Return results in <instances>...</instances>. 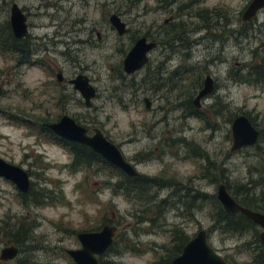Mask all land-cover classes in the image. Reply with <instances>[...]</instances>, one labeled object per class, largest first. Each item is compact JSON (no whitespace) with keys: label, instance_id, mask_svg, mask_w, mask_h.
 I'll return each instance as SVG.
<instances>
[{"label":"rangeland","instance_id":"rangeland-1","mask_svg":"<svg viewBox=\"0 0 264 264\" xmlns=\"http://www.w3.org/2000/svg\"><path fill=\"white\" fill-rule=\"evenodd\" d=\"M13 2L28 15V32L38 55L35 61L43 66L16 67L0 55V158L28 172L32 190L46 191L45 204L22 203L16 186L0 178V251L15 246L6 236L9 232L21 227L30 234L18 257L7 263L23 259L29 264H74L65 250L80 248L77 233L98 231L108 222L117 227L114 252L100 257L108 264H170L174 259L170 253L179 243L175 239L189 241L200 229L229 264H253L259 228L255 225L234 236L214 229L216 208L204 198L216 196V177L224 171L232 196L245 198L247 191L252 197L247 204L264 213V85L242 78L247 67L264 58V8L244 29L240 14L250 0H205V6H217L234 16L232 27L243 29L248 37L242 34L238 40L235 34L224 47L205 39L194 48L187 73L173 81L168 74L152 80L147 68L136 74H126L122 68L137 40L158 26L161 33L165 30L168 13L154 10L155 0H0V23L9 20ZM113 13L129 28L122 36L109 20ZM177 57L171 60V70L180 67ZM153 58L156 65L163 56L157 51ZM44 67L53 71L58 67L66 80L87 77L97 93L91 106H85L79 92L67 83L55 87L54 74L49 76ZM206 74L217 87L201 101L208 107L202 110V120L189 115L192 108L181 103L194 99L198 88L194 86ZM143 98L152 101L150 110ZM63 115L92 135L100 130L127 161H135L143 152L149 159L140 172L154 179L177 175L184 181L195 173L194 164L201 158H191L188 148L177 145L175 138L183 134L188 143H197L203 166L206 154L214 167L211 180L204 177L198 184L200 210L183 220L163 203L170 189L152 188L147 195L153 200L140 201L134 194L127 197L106 186L109 175L100 166L74 171L68 151L40 129ZM239 115H248L262 133L255 146L231 152V124ZM245 243H251V249Z\"/></svg>","mask_w":264,"mask_h":264},{"label":"water","instance_id":"water-1","mask_svg":"<svg viewBox=\"0 0 264 264\" xmlns=\"http://www.w3.org/2000/svg\"><path fill=\"white\" fill-rule=\"evenodd\" d=\"M262 8H264V0H251L242 14V19L251 20L256 12ZM109 18L111 24L116 27L119 36L126 33L127 26L117 14L113 13ZM26 20L27 17L19 5L13 3L10 7L9 21L17 39L27 36L28 25ZM152 47L153 45L148 43L145 37L137 40L123 61L124 72L126 74H134L142 69L148 62V53ZM58 79L61 80V75H59ZM70 83L75 90L81 93L85 106L90 107L91 100L96 96V91L91 86L88 78L79 75ZM212 90L213 82L208 76L204 89L199 93L195 102L209 95ZM145 102L146 108H149L148 100L146 99ZM47 128L61 139L88 147L123 174L129 177L137 176L135 168L125 160L118 146L108 140L100 130L96 129L93 135H89L86 128L77 124L69 116H63L58 122L49 124ZM259 135L258 130L252 125L248 117L245 115L237 116L231 124V152L255 145L258 142ZM0 178L12 182L22 194H27L31 190L29 174L22 168L6 162L2 158H0ZM216 197L225 212L233 215L241 214L257 225L261 229L259 242L264 245V214L253 212L236 203L223 184L217 188ZM116 233L117 227L110 224L103 225L98 231L77 233L76 238L80 248L65 250V252L74 264H99V258L112 247ZM18 255L19 249L16 246L5 247L0 251V261H12ZM170 264L229 263L209 245L207 233L200 230Z\"/></svg>","mask_w":264,"mask_h":264},{"label":"flooded vegetation","instance_id":"flooded-vegetation-1","mask_svg":"<svg viewBox=\"0 0 264 264\" xmlns=\"http://www.w3.org/2000/svg\"><path fill=\"white\" fill-rule=\"evenodd\" d=\"M204 1L205 0H155L157 4L154 10L160 13L164 11L168 13V15L165 16L163 20L164 21L163 25L165 26V30H163V33H161L162 29L159 26L157 27V30L155 32L146 33L147 42L153 45L151 51L148 53V62L143 67L145 69L147 68V70L148 71L150 70L152 73L151 75L148 76V78L150 79L152 78V80H157L161 76L168 74V77L170 78L171 76V79L174 81L182 77L184 75L183 72L187 73L188 71L187 63H188V60H191L194 54V48L197 49L198 46L202 45L205 39L212 38L215 41L220 42L224 47V45L228 43L230 37H233L235 39V34H238V40L240 39V36H242V34H245V36L248 37V33L247 32L245 33L243 29L235 30V28L232 27L231 23L234 22L233 21L234 16L232 15L228 16L226 14V11L224 12V10H219L222 8H219L217 6H215L214 8L205 6ZM246 7L244 8V10L246 9ZM21 10L25 13V15L27 14L24 8H21ZM244 10L240 14L241 15L240 19H241L242 24H244L242 28L244 27V29H247L248 25L252 24V22H254V20L258 17V13L261 9L256 12V14L252 17L251 20L242 19V14ZM26 17H27V20H26L27 25L29 28L28 15H26ZM9 18H10V15H9ZM11 30H12V27H11ZM128 31H129V28L127 27L126 33ZM204 32H206L205 36H204ZM12 33H13V30H12ZM19 40H23L22 47L25 48V50L29 52V62L25 64V63L15 61L14 63L18 65L16 67H19L22 65L30 66V67L43 66V64L40 61H35L37 60L38 55L36 54V49H34V46L32 43L33 39L30 36L29 32L27 33L26 37L21 38ZM157 51H159V53L163 56V59L158 61V63L154 65L153 56L156 54ZM222 56H223V51L221 50V57ZM174 57H177V60H179L180 67L179 68L176 67L177 69L175 68L174 70L173 69L171 70V60ZM259 61L255 62V64L259 63ZM122 68H123V62H122ZM247 68L249 69V67ZM44 71L46 73H49L48 74L49 76L54 74V77L56 80L55 87H58V86L60 87V85L62 86L63 84L67 83L69 86H72V88L74 89V86L70 82L74 80L77 76H79L77 75L73 79L66 80L61 70L58 69V67L55 68V71H53L52 69L48 67H44ZM137 72H135L134 74H136ZM59 75H61V80L58 79ZM208 76L211 78L213 82L212 92L215 91L217 87V83L210 75L206 74L205 77L202 80H200V82H198L196 86H194V87H198L196 91L197 93L194 99L186 100L184 104L183 102L181 103L182 106L187 105L188 106L187 108L189 109L192 108L191 111L189 112V115H195L197 118L202 119V120L204 117V113L202 112V110L208 107H205L204 105H202L203 102L201 101L205 99L207 96L203 97L198 102H195V99L197 98L199 93L204 89L205 81ZM52 80H53V76H52ZM173 86L176 87L177 85L173 83ZM167 87H169L170 91L172 90L169 85ZM79 94L81 95L80 92ZM146 99L149 102V108H146V102H145ZM142 101L144 103L145 109L150 110L152 106V101L148 98H143ZM183 112L184 113L182 115V118L186 119L187 112L185 109ZM63 116H68V115H63ZM63 116L57 119L56 122H58ZM44 121L46 122L47 119H44ZM56 122L46 123V126H48L49 124L56 123ZM258 132L260 134L258 138V141H259L261 137V132L260 130H258ZM88 134L92 135L89 132V130H88ZM176 139H177V142H176L177 145L179 146L184 145L185 147L188 148L187 150L189 151V155L191 156V158L196 159V161L197 159L201 158L200 162L198 161L194 164L195 173L193 172L191 175L187 176L184 179V181L182 178L177 177V175H172L170 177H164V178L158 177L157 181L147 180V178H151V179H154V178H152L151 176L147 174H143L142 172H140L141 164L144 163L145 160L149 159L145 157L143 154H141L143 152H141L140 154L136 156L135 161H128V162L132 164V166L135 168L137 172V176H134V177L138 179L137 181L138 184H144V183L154 184L155 183L154 185H150L149 188L170 189L171 192L168 194L166 199L163 200V203L166 206L170 207L172 210H174L175 216L183 220H186L188 217L193 218V216H195L197 211L200 210L199 203L202 200V191L200 190L198 184H199V181H203V178H204L203 176L204 175L203 173L204 172L203 170V151H202V147L198 146L197 143L196 144L188 143L187 142L188 138L183 134L177 136L175 140ZM244 148H247V147H244ZM226 172L227 170H225V173ZM225 176L226 174H224V171H222V173L216 177L217 186L219 187L221 184L225 185L229 195L235 200L236 203H238L239 205L253 212L262 213L257 210H254L252 206L246 207L247 201H249L252 197L247 196V198H243L241 195L239 196V198H237V196L235 195L237 199L233 197L232 194L229 192L228 185L226 184L227 179L225 178ZM260 232H261V229L259 228V233Z\"/></svg>","mask_w":264,"mask_h":264},{"label":"trees","instance_id":"trees-1","mask_svg":"<svg viewBox=\"0 0 264 264\" xmlns=\"http://www.w3.org/2000/svg\"><path fill=\"white\" fill-rule=\"evenodd\" d=\"M23 40L17 39L12 33L11 26L9 20H4L0 23V55L6 59L17 61L21 63L29 62V52L22 47ZM242 76V75H241ZM246 77H251L253 81L256 83L264 85V58L259 61L257 64H252L247 74L242 78L246 79ZM243 79V80H244ZM245 82V81H244ZM233 121V120H232ZM40 129L43 130V133L47 136L51 142L57 144L58 146L66 149L68 153L72 157L71 168L75 170H94L96 167H101L100 171L103 173L108 172L109 178L105 181L106 186H110L115 193H123L127 196L138 198L140 201H150L153 200L154 196L149 197L147 194L151 191L152 188H149L150 185L154 184H138V179L135 177H129L123 174L119 169L114 166H111L104 159H102L99 155L94 153L91 149L86 146L79 145L76 143L68 142L64 139H61L54 135L52 131L45 128L44 125H40ZM207 164L203 166L204 177L209 178L211 180V174L214 171L213 164L209 161V158L204 154ZM29 174V173H28ZM211 175V176H210ZM210 176V177H209ZM113 180V182H112ZM149 181H157V179L147 178ZM138 184V185H137ZM45 191L40 190L34 191L31 190L27 194H20V199L22 203L34 201L33 204H45ZM34 198V199H33ZM135 198V199H136ZM245 198H247V191H245ZM204 200L211 201L212 205L216 208V214L213 213V228L220 230L224 234L229 235H243L245 232L253 230L255 228V224L248 220L245 216L232 215L225 212L218 202L216 196H211L209 198H204ZM246 205V204H245ZM246 207H249L247 204ZM104 224H110L108 222H104ZM12 232V233H11ZM9 232L6 236L10 238V241L19 248L26 245V242L29 240L28 230L23 231L20 227L15 231ZM256 232V230H255ZM178 243L177 249L170 253L171 257H177L183 247L190 241H187L185 238L175 239ZM187 241V242H186ZM254 243H259L255 241ZM114 244V243H113ZM251 243H245L244 247H249L251 249ZM259 249V250H258ZM254 250L253 264H264V246L258 245L256 246V250ZM258 250V251H257ZM114 252V249L111 247L107 251L108 254ZM177 254V255H176ZM0 264H7L0 262ZM16 264H29V262L22 260H18ZM99 264H108V262L102 261L99 259Z\"/></svg>","mask_w":264,"mask_h":264},{"label":"bare ground","instance_id":"bare-ground-1","mask_svg":"<svg viewBox=\"0 0 264 264\" xmlns=\"http://www.w3.org/2000/svg\"><path fill=\"white\" fill-rule=\"evenodd\" d=\"M63 82V81H62ZM248 116V115H247ZM255 125V124H254ZM257 127V126H256ZM262 133V132H261Z\"/></svg>","mask_w":264,"mask_h":264}]
</instances>
